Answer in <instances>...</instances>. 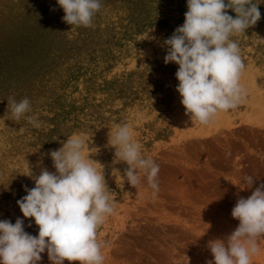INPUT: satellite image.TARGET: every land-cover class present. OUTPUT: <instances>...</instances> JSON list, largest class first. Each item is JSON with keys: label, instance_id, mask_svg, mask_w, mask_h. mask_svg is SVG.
<instances>
[{"label": "rangeland", "instance_id": "rangeland-1", "mask_svg": "<svg viewBox=\"0 0 264 264\" xmlns=\"http://www.w3.org/2000/svg\"><path fill=\"white\" fill-rule=\"evenodd\" d=\"M101 3L92 25L77 27L63 22L56 0H0V220L20 217L26 232L38 234L16 201L24 186H35L30 171H55L49 150L81 135L84 156L102 165L114 201L98 228L103 264H208L209 241L239 224L231 216L237 200L264 183V0H254L256 25L230 37L245 65L244 95L208 125L186 115L176 91L179 66L163 59L187 0ZM10 97L29 98L32 111L15 120ZM123 124L142 156L159 165L155 194L141 170L136 188L122 178L128 166L117 161L111 137ZM258 246L251 264H264V237ZM41 255L39 264H51Z\"/></svg>", "mask_w": 264, "mask_h": 264}, {"label": "clouds", "instance_id": "clouds-1", "mask_svg": "<svg viewBox=\"0 0 264 264\" xmlns=\"http://www.w3.org/2000/svg\"><path fill=\"white\" fill-rule=\"evenodd\" d=\"M56 3L64 12L63 22L77 27H90L102 7L101 0ZM186 6L184 23L164 40L163 59L166 65L179 66L176 91L186 115L208 125L218 112L236 108L244 95L239 81L245 65L238 43L230 37L256 25L261 13L254 0H187ZM8 104L17 121L32 111L27 97L19 102L10 97ZM28 122L40 126L35 117H28ZM85 144L83 136L74 135L61 148L49 150L54 172L42 169L33 176L30 171L35 186H24L27 194L16 203L24 218L34 220L38 234L26 232L20 217L14 224L0 220V264H39L45 252L51 264H64L65 260L69 264H103L98 228L114 212V201L110 200L103 168L99 170L98 162L85 158ZM111 145L117 161L128 166L122 178L129 185L136 188L140 184L137 170H141L153 193L159 191V165L142 156L128 124L116 126ZM245 181L251 187L254 178L247 176ZM231 216L239 224L225 239L209 241L213 260L208 264H251L252 257L259 254L258 240L264 237V183L249 197H240Z\"/></svg>", "mask_w": 264, "mask_h": 264}]
</instances>
